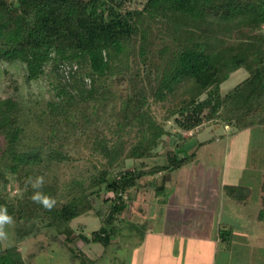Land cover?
<instances>
[{"label": "trees", "instance_id": "16d2710c", "mask_svg": "<svg viewBox=\"0 0 264 264\" xmlns=\"http://www.w3.org/2000/svg\"><path fill=\"white\" fill-rule=\"evenodd\" d=\"M0 60L21 61L26 80L46 75L49 82L44 131L31 144L21 141L18 101L0 97V205L14 219L16 243L53 227L66 243L78 238L106 251L140 179L161 173L154 193L164 195L171 173L195 156L182 131L220 120L235 130L264 126V0H0ZM238 69L246 76L223 92L222 82ZM152 102L168 103L163 121L172 118L180 142L165 151V162L147 166L143 160L171 135L151 114ZM80 150L99 165L61 184L60 165L80 158ZM127 159L141 162L127 168ZM38 175L41 191L56 200L50 211L31 199L27 180ZM262 175L256 219L264 223ZM10 185L21 192L10 195ZM223 190L240 206L253 191L241 183ZM95 199L107 204L104 211ZM90 211L99 227L75 234L71 221ZM147 219L129 223L130 236L142 240ZM16 243L0 247V264L25 263ZM67 251L70 259L86 257L75 247Z\"/></svg>", "mask_w": 264, "mask_h": 264}, {"label": "rangeland", "instance_id": "374dc122", "mask_svg": "<svg viewBox=\"0 0 264 264\" xmlns=\"http://www.w3.org/2000/svg\"><path fill=\"white\" fill-rule=\"evenodd\" d=\"M26 74L23 62L0 60V97L12 95L18 101L20 106L19 121L26 133L21 141L31 144L38 141L37 137L43 134L41 123L46 114L44 108L50 94L46 75L26 80ZM245 76L246 71L243 69L231 73L222 82V91H227ZM119 105H121V100L118 99L116 107L118 108ZM167 105L166 102L151 103V114L171 132V135H163L162 143L155 149V156L143 160L147 166L165 162V151L172 148L175 141L180 142V139L174 135L177 128L173 124L172 118L163 121ZM182 135L186 138L187 152L195 150V156L190 162L171 173L169 183L171 182L172 186L165 191L164 195L156 197L154 193V185L160 182L161 173L140 179L139 182L143 184V187L138 190H130L131 202H129L127 210L119 216L120 221L117 220L121 226V233L112 238V242H116V244L111 243L106 251L100 243H83L78 238L66 243L63 240V234L57 237L53 236V234H57L53 227L43 228L36 236L16 243L13 226H11L6 229L9 232L7 246H5V242H0V247H8L16 243L23 256L24 264H155L158 252L154 251V249L157 251V248L150 238L160 235L162 231L165 233L175 232L177 228H180V234H183L185 230L191 231V222L194 219L196 221L200 219L201 222L202 214L208 208L211 209L216 204L215 209L224 208L223 206L227 202H232L223 190L225 184L241 183L250 186L253 191L246 201V205L239 207L240 214L243 216L239 217L234 226L239 234L244 232L252 237L253 244L251 246H256L252 264H264V223L256 219L263 195V191L259 188V182L263 178L262 173H264V126L235 130L233 126L226 125L221 120L217 123L209 121L193 132L182 131ZM135 138L134 133L125 137V149ZM199 141L205 142L198 146ZM77 155L80 158L71 163L60 165L57 176L61 184L66 183L72 176L88 174L89 171L94 172L91 163L99 165L96 156L90 155L87 150H80ZM99 160L102 159L99 157ZM139 162L141 160L127 159L124 166L127 168L138 166ZM229 170L232 171L231 176L228 175ZM11 183L13 184L14 181ZM1 187L2 183H0V190ZM9 190L10 195L21 192V189L16 188L15 185H10ZM1 195L8 196L3 193ZM155 197L159 201L158 203H155ZM172 204H180L184 207L179 227L177 220L174 221L176 210L169 208ZM161 205L163 208L160 207ZM95 206L96 209L104 211L107 204L103 203L101 199H95ZM219 212L215 211V214ZM200 215L202 216L200 217ZM148 217L151 218L147 219ZM144 219L150 222V224L145 223L147 232L144 238L141 240L140 234L130 236V232L133 233L134 229H130L128 224L136 222L142 226ZM99 225V216L96 211L78 216L70 223L75 234L78 232L89 234ZM116 239H119L118 243ZM67 245L80 249L86 255L85 260L79 257L70 259ZM101 254L102 256L97 258ZM217 255L216 264H221L220 253ZM239 264H243V261L240 260Z\"/></svg>", "mask_w": 264, "mask_h": 264}, {"label": "crops", "instance_id": "0c3cea01", "mask_svg": "<svg viewBox=\"0 0 264 264\" xmlns=\"http://www.w3.org/2000/svg\"><path fill=\"white\" fill-rule=\"evenodd\" d=\"M229 171L228 175L231 176L232 171ZM215 207L208 208L203 216L200 215L203 217L201 222L200 219H194L189 232L185 230L180 234V228H177L175 232L162 231L160 235L150 238L157 248L154 251L158 252L155 264H216L218 253L221 264H239L240 260L243 264H252L256 247L251 246L252 237L244 232L239 234L234 226L239 217L243 216L240 214L241 206L230 201L224 208ZM169 208L176 210L174 221L177 220L179 227L184 207L172 204ZM215 211L220 212L215 214ZM221 228L227 229V232L224 233Z\"/></svg>", "mask_w": 264, "mask_h": 264}, {"label": "clouds", "instance_id": "9594fccd", "mask_svg": "<svg viewBox=\"0 0 264 264\" xmlns=\"http://www.w3.org/2000/svg\"><path fill=\"white\" fill-rule=\"evenodd\" d=\"M27 184L34 190L31 199L34 203L41 205L46 210H51L56 205V200L45 194L41 189L44 186V177L38 175L35 178L29 177ZM14 225L13 217L8 213L7 207L0 205V242H5V246L9 241V232L7 228Z\"/></svg>", "mask_w": 264, "mask_h": 264}]
</instances>
